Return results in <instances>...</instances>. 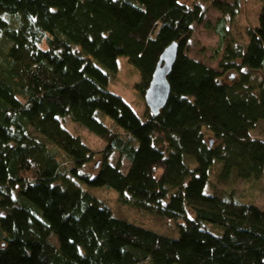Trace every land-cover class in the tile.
<instances>
[{"label":"trees","instance_id":"1","mask_svg":"<svg viewBox=\"0 0 264 264\" xmlns=\"http://www.w3.org/2000/svg\"><path fill=\"white\" fill-rule=\"evenodd\" d=\"M257 1L244 43L225 26L241 0L212 1L223 15L204 24L224 47L215 70L185 53L206 19L198 1L0 0V264H264V205L240 202L232 189L218 196L211 177L227 184L264 175ZM171 43L178 55L166 106L138 117L106 89L107 75L123 57L138 71L143 100ZM65 118L103 149L73 136ZM101 187L173 223L162 229L170 234L113 216L89 191Z\"/></svg>","mask_w":264,"mask_h":264},{"label":"rangeland","instance_id":"2","mask_svg":"<svg viewBox=\"0 0 264 264\" xmlns=\"http://www.w3.org/2000/svg\"><path fill=\"white\" fill-rule=\"evenodd\" d=\"M195 1H198L206 8V19L204 23L194 27L192 39L188 43L185 53L189 57L201 61L215 70H219L218 62L221 58V52L224 47L219 44V38L214 33V30L206 28L204 24L205 22H210V24L215 27L216 21L223 15L213 7L212 1L215 0H181V3L187 6H192ZM218 1L231 5L234 0ZM258 8L259 3L257 0H241V5L236 17L229 21V17L226 16L225 26L229 35L238 43H244L246 41V28L248 26H253L257 17ZM117 62V72L107 75L109 80L106 89L110 93L119 96L133 110L136 116L139 117L144 112L146 105L144 99L142 100L139 97L135 87L137 82H139L138 71L133 66L126 63L123 57H119ZM226 76L227 80L234 77L232 73H227ZM99 118L105 125H110L112 123L106 116L101 115ZM62 123L73 136L79 137L81 141L94 152H99L105 146L103 140L72 122L69 118L63 119ZM252 134L257 135L258 132L254 131ZM97 158L98 157L86 166L87 171H91L92 173L95 171V161ZM112 159L117 160V156L113 155ZM122 164H124V166L127 165L125 159H123ZM211 177L212 182L216 184V194L218 196L221 193L223 194L224 190L232 189L233 195L240 202L250 203L258 208L263 207L264 175L258 181L245 182L234 179L227 184L219 182L214 175ZM89 191L94 198L111 211L113 216L151 231L159 232L161 234H170L162 229L169 227L168 225L172 226L173 223L169 224L165 218L163 219L160 216H153V214L139 210L128 202H122L116 191L105 187L91 188ZM207 230L217 235L222 233L220 227L216 228L213 225L207 226Z\"/></svg>","mask_w":264,"mask_h":264},{"label":"water","instance_id":"3","mask_svg":"<svg viewBox=\"0 0 264 264\" xmlns=\"http://www.w3.org/2000/svg\"><path fill=\"white\" fill-rule=\"evenodd\" d=\"M178 55V45L171 43L167 46L161 55L153 70L149 85L144 94V103L149 112L156 116L165 108L170 87L167 77L176 61ZM212 145V141L209 142Z\"/></svg>","mask_w":264,"mask_h":264}]
</instances>
